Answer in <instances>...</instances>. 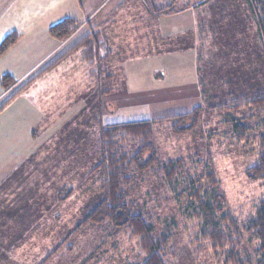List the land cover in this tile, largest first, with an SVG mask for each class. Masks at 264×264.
Here are the masks:
<instances>
[{"label":"rangeland","instance_id":"1","mask_svg":"<svg viewBox=\"0 0 264 264\" xmlns=\"http://www.w3.org/2000/svg\"><path fill=\"white\" fill-rule=\"evenodd\" d=\"M222 1L227 5L231 2ZM234 1L240 6L230 10V17L221 26L226 29L223 42H218L216 26L214 34L211 26L206 28V37L200 35L197 42L199 67L201 72L208 73V94L217 97L205 101L167 98L148 101L153 118L182 110L189 112L198 105L203 108L198 127L193 131L175 134L171 123L154 129L159 162L138 173L128 193L135 211L154 224L158 235L168 234L165 264H223V259L216 258L210 242L201 238L199 207L189 192L188 179L190 187H208L212 173L224 197L225 210L233 216L239 229L264 196V182L247 175V169L259 157L257 136L262 132L260 119L264 112L258 116L251 105L237 114L249 128L246 138L238 140L234 134L233 113L228 106V109L220 108L264 90V47L256 34V17L245 4L246 0ZM217 18L208 19L207 24L219 25ZM143 24L146 28L144 19ZM200 28L204 29L203 25L199 24ZM99 34L103 42L101 55L105 57L104 48L115 45L110 46L103 34ZM84 48L76 49L79 53L72 60L78 72L65 75L71 80L77 79L76 83L68 80L57 83L53 74L48 81L27 89L25 96L29 95L31 104L27 106L19 101L15 104L18 121L25 118L28 107L35 110L31 119L26 117L25 122L17 124L23 128L16 134L25 133L21 139L26 146L25 159L0 186V264H138L145 257L138 238L132 237L125 228L115 229L106 222L82 225L100 193L102 173L96 171L98 160L91 152L98 142L96 117L101 119V124H109L103 118L109 112L110 102L105 77H112L108 78L111 81L117 76L120 81V73L112 74L111 70L123 56L135 52V48L127 45L121 53L111 51L110 59L104 58L96 67L93 65L96 75L91 76L86 71L82 73L83 67L89 71L91 66L85 61ZM233 75L240 82L236 92L227 96L226 90L233 89L226 85V79ZM87 76L96 82L81 81ZM45 86L48 87L44 89ZM111 103L120 105L116 101ZM102 106L103 115L99 114ZM116 117L112 114L110 120ZM179 158L184 159V173L178 175L181 179L172 187L161 167ZM241 241L244 257L259 259V243L243 233Z\"/></svg>","mask_w":264,"mask_h":264},{"label":"crops","instance_id":"2","mask_svg":"<svg viewBox=\"0 0 264 264\" xmlns=\"http://www.w3.org/2000/svg\"><path fill=\"white\" fill-rule=\"evenodd\" d=\"M230 1L227 5L222 0L213 3L210 0H0V43L11 33L19 35L0 56V186L25 159L26 146L21 141L25 133L16 134L23 128L17 124L25 122L26 117L31 119L35 110L28 107L25 118L18 121L15 104L18 101L31 104L29 95L25 96L27 89L48 81L53 74L57 83L63 84L65 80L76 83L77 79L65 77L78 72V66L72 60L79 50L71 49L93 30L101 32L110 46L115 45L110 47L114 54L126 51V45L135 48L134 53L123 56L119 65L111 70L112 74L120 73V81L117 76L111 81L112 77H105L106 90L115 89V93L109 94V112L103 115L105 123L153 119L150 100L205 101L216 98L215 94H208V73L204 74L199 67L197 42L200 35H206L209 26L213 34L216 26L218 42H223L226 29L221 26L230 17V10L240 6L238 1ZM178 2L179 6H176ZM245 4L248 7L247 2ZM216 16L219 25L215 22L207 24L208 19ZM66 18L76 19L80 27L69 38L59 40L49 30ZM199 24L204 29H199ZM103 51L107 54L108 48ZM66 52L68 54L56 66L35 78ZM85 71L89 73L87 67H83L82 73ZM6 74L13 76L15 83L5 90L2 78ZM81 81L96 82L89 76ZM226 82L235 90L240 78L233 75ZM111 101L120 102V105H113ZM183 112L187 111L174 114ZM112 114L117 115L116 120H110Z\"/></svg>","mask_w":264,"mask_h":264},{"label":"trees","instance_id":"3","mask_svg":"<svg viewBox=\"0 0 264 264\" xmlns=\"http://www.w3.org/2000/svg\"><path fill=\"white\" fill-rule=\"evenodd\" d=\"M246 2L250 12L256 17V34L264 47V0H246ZM79 27L80 24L76 19L66 18L53 25L49 31L55 38L64 40L72 36ZM18 38L19 35L17 33L9 34L0 43V56ZM81 46L85 47L83 51L86 57L85 61L88 60L91 65H89V74L95 76V64L99 65L102 59H108L111 50L108 47L105 57L101 55L103 42L99 32L85 37L71 51L79 49ZM68 52L55 59L35 78L56 66ZM35 78L31 79V81ZM14 83L15 78L10 74L3 76L2 85L5 90ZM20 90L14 95L18 94ZM230 92L236 91H226L225 95H231ZM109 93L115 92L109 90ZM246 97H241L239 100L220 107L222 109L230 108L229 111L233 113L234 134L238 140L246 138L249 128L237 114L251 105L256 108L255 114L258 116L264 112V90L249 96V98ZM202 113L203 108L198 105L191 111L181 114L106 125L101 124V119L96 117L99 135L96 149L91 152V155L98 160L96 171L100 170L102 173L99 187L100 193L97 195L96 204L90 210L82 225L106 222L115 229L125 228L132 237L138 238V244L144 253L143 261L138 264H165V250L169 244L168 234L158 235L154 224L142 213L135 211L128 198V193L137 174L155 167L159 162L158 150L153 141L154 129L159 125L171 123L172 131L175 134L193 131L198 127ZM99 114H104L103 106ZM252 117L250 116L249 118ZM260 124L262 125V132L257 136L259 157L255 164L247 169V175L252 180H262L264 182V117L260 119ZM183 167L184 159L182 158L168 161L161 167V172L168 181L169 186L175 187V182L180 181L181 178L178 175L184 173ZM209 178L211 182L209 181L208 187H190L191 181L188 179L189 192H192L194 203L199 207L198 214L202 221L201 226H203L201 238H205L210 242L211 247L217 254L216 258L218 260L223 259V264H264V196L256 207L255 212L245 222L241 223L239 229L235 226L233 216L229 211L225 210L224 197L219 192L218 183L212 173L209 174ZM242 233L247 235L249 240H256L259 243V259L256 261L246 259L241 253Z\"/></svg>","mask_w":264,"mask_h":264}]
</instances>
